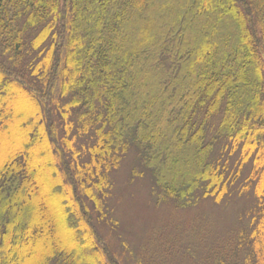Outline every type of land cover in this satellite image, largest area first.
Masks as SVG:
<instances>
[{
  "label": "trees",
  "instance_id": "1",
  "mask_svg": "<svg viewBox=\"0 0 264 264\" xmlns=\"http://www.w3.org/2000/svg\"><path fill=\"white\" fill-rule=\"evenodd\" d=\"M129 149L176 207L251 191L198 262L264 264V0H0V264H121Z\"/></svg>",
  "mask_w": 264,
  "mask_h": 264
},
{
  "label": "rangeland",
  "instance_id": "2",
  "mask_svg": "<svg viewBox=\"0 0 264 264\" xmlns=\"http://www.w3.org/2000/svg\"><path fill=\"white\" fill-rule=\"evenodd\" d=\"M27 92L23 89L19 96L30 102L34 116L38 117V100L33 97V101ZM62 135L58 138L62 139L60 145ZM78 142L85 143L81 139ZM249 167L247 164L245 168ZM248 172L246 169L238 177L234 187L243 182ZM109 180L106 201L113 221L99 224V229L121 264H200L198 258L207 246H218L235 228L237 219L243 215L241 210L252 206L254 201L251 191L238 193L233 189L217 201L199 195L196 203L176 207L159 196L133 149L123 155L110 172ZM89 207L92 209L91 204ZM188 247L191 253L184 251Z\"/></svg>",
  "mask_w": 264,
  "mask_h": 264
}]
</instances>
